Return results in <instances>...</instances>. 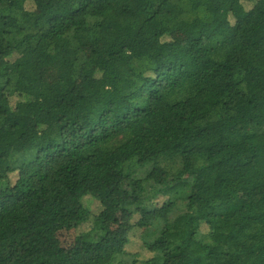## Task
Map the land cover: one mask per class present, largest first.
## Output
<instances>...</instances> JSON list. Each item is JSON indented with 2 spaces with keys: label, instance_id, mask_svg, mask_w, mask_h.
I'll return each instance as SVG.
<instances>
[{
  "label": "trees",
  "instance_id": "1",
  "mask_svg": "<svg viewBox=\"0 0 264 264\" xmlns=\"http://www.w3.org/2000/svg\"><path fill=\"white\" fill-rule=\"evenodd\" d=\"M0 264H264V0H0Z\"/></svg>",
  "mask_w": 264,
  "mask_h": 264
},
{
  "label": "rangeland",
  "instance_id": "2",
  "mask_svg": "<svg viewBox=\"0 0 264 264\" xmlns=\"http://www.w3.org/2000/svg\"><path fill=\"white\" fill-rule=\"evenodd\" d=\"M174 38H178V36H174ZM112 195L117 199V200H123L124 199V194L123 190L120 187H113V192ZM93 210L94 206H92ZM132 219L128 214H120L118 217V222L116 225L117 233L122 236V237H130V234L128 233V225ZM87 226H82L79 229H75L74 227H68L65 228L64 230L60 231L58 233V239L60 241V244L62 246L68 247L74 240L75 235L79 231L86 230ZM133 242V241H132ZM135 252L137 251L136 247H131ZM8 253V251H7ZM6 253V254H7Z\"/></svg>",
  "mask_w": 264,
  "mask_h": 264
}]
</instances>
